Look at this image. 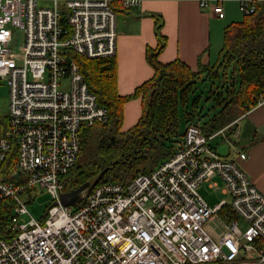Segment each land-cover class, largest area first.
Masks as SVG:
<instances>
[{
	"label": "built area",
	"instance_id": "2783aa9c",
	"mask_svg": "<svg viewBox=\"0 0 264 264\" xmlns=\"http://www.w3.org/2000/svg\"><path fill=\"white\" fill-rule=\"evenodd\" d=\"M143 1L0 0V87L8 89L0 114V264H229L242 255L264 263V196L241 168L247 155L231 147L233 158H224L209 146L224 129L206 138L200 125H188L154 171L98 184L74 207L58 204L81 131L107 121L65 55L115 57L114 5ZM184 1L218 20L225 3L243 17L264 7V0ZM214 178L229 201L210 207L197 189H217ZM36 191L51 198L40 221L23 199Z\"/></svg>",
	"mask_w": 264,
	"mask_h": 264
},
{
	"label": "trees",
	"instance_id": "16d2710c",
	"mask_svg": "<svg viewBox=\"0 0 264 264\" xmlns=\"http://www.w3.org/2000/svg\"><path fill=\"white\" fill-rule=\"evenodd\" d=\"M117 7L115 4V13ZM161 27V20L155 19L158 45L146 52L153 76L127 97L117 93L115 57L88 60L72 56L89 92L106 110L107 121L81 131L79 157L89 143H94V152L82 165L77 159L64 178L65 192L93 181L106 168L109 170L99 184L129 182L148 174L174 153L184 132L181 124H198L209 138L255 108L264 96V7L227 25L216 63H198L195 72L178 60L168 64L157 61L166 43ZM205 82L208 89L196 94L197 84ZM135 99L141 102L140 118L131 129L121 132L123 107Z\"/></svg>",
	"mask_w": 264,
	"mask_h": 264
},
{
	"label": "crops",
	"instance_id": "0c3cea01",
	"mask_svg": "<svg viewBox=\"0 0 264 264\" xmlns=\"http://www.w3.org/2000/svg\"><path fill=\"white\" fill-rule=\"evenodd\" d=\"M117 8L115 59L117 93L120 97L132 95L136 88L153 76V71L146 62V52L155 50L158 45L155 19L161 20L160 33L166 39L157 61L168 64L178 60L193 72L197 70L198 63L203 66L216 63L223 32L219 22L225 21L227 25L236 23L233 22L234 17L227 12L223 20L216 19L208 12L201 11L194 1L144 0L140 6L131 9ZM140 104V99H137L124 105L121 132L136 125L141 115ZM224 130V136H216L209 143L220 139L219 144L228 149L224 158H233L231 147L245 153L247 160L241 162V168L264 196V103L251 109ZM180 140L181 138L177 141ZM213 151L216 153V150ZM215 179L212 181L218 188L219 184ZM220 194L227 197L223 188ZM254 258L242 255L238 261L229 264H256Z\"/></svg>",
	"mask_w": 264,
	"mask_h": 264
},
{
	"label": "rangeland",
	"instance_id": "374dc122",
	"mask_svg": "<svg viewBox=\"0 0 264 264\" xmlns=\"http://www.w3.org/2000/svg\"><path fill=\"white\" fill-rule=\"evenodd\" d=\"M226 9V10H225ZM224 10L225 14L226 12L231 14L234 17L233 22H240L243 18V16L238 12L237 6L235 3H225L224 4ZM222 24L223 29L227 25V22H219ZM222 29V31H223ZM222 46V44H221ZM67 57L72 58V53H66ZM196 94L204 93L208 89V83H198L196 86ZM137 100V99H135ZM7 104H8V89L5 84H3L0 87V114L4 115L7 111ZM141 109V104H140ZM185 124H181L180 130L181 133L184 131ZM82 133V132H81ZM219 140H214L209 143V146L216 150V154L220 157H224L228 153V149L223 144H219ZM94 152V143H89L87 147L85 148L83 154L78 158V164L82 165L84 162L89 160V157ZM215 181L218 182L219 186L215 190H211L208 188L209 183H203L201 186L197 189L198 195L205 201L209 206H214L217 204L220 200L225 199L227 202L229 201L228 197H223L220 192L223 188V184L221 181L216 178ZM214 182V181H213ZM23 199L27 203V210L29 214L37 221H40L43 219L47 209L51 206V198L46 193L42 191H36L32 192L30 195H24ZM243 227V225H241Z\"/></svg>",
	"mask_w": 264,
	"mask_h": 264
},
{
	"label": "water",
	"instance_id": "95a60500",
	"mask_svg": "<svg viewBox=\"0 0 264 264\" xmlns=\"http://www.w3.org/2000/svg\"><path fill=\"white\" fill-rule=\"evenodd\" d=\"M109 169L106 168L102 170L91 182H87L80 186L79 188L65 192L59 196L58 204L62 207L68 208V207H74L81 201H83L93 190L95 186L99 184V182L102 180L104 175ZM57 205V203H55Z\"/></svg>",
	"mask_w": 264,
	"mask_h": 264
}]
</instances>
